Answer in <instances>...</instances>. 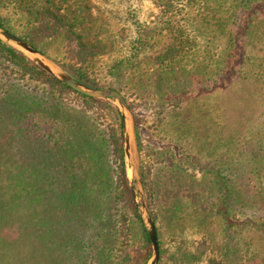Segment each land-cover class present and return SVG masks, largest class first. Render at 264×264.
I'll return each mask as SVG.
<instances>
[{"label": "trees", "instance_id": "16d2710c", "mask_svg": "<svg viewBox=\"0 0 264 264\" xmlns=\"http://www.w3.org/2000/svg\"><path fill=\"white\" fill-rule=\"evenodd\" d=\"M151 1L158 8L157 16L163 23L152 26L134 22L135 35L127 43L128 50L110 66L109 87L119 92L122 79H130L136 68L147 63L157 75L159 95L168 102H181L194 93L198 86V80L196 83L193 78L196 71L190 73L181 64L183 56L195 43V37L187 33V24L182 23L185 17L182 7L191 10L211 1L217 3V11L222 6L225 13L230 10L227 44L218 57L222 67L217 66L216 77L211 78L209 88L230 78L237 66L244 65L247 59L245 43L253 36L257 23H264V0ZM91 6L90 0H0V10H12L21 21L23 31L19 37L46 55H49V45L58 40L66 59L60 66L79 81L100 88L88 78L85 69L96 56L122 51L118 39L123 29L111 26L107 17H103L104 12L93 13ZM8 20V16L0 13V27L15 34ZM218 21L221 28L226 19ZM0 59L6 67L44 84L41 90L22 80L15 82L9 77L4 80V74L0 73V264H35L34 250L39 245L50 247L54 228L62 241L53 258L55 264H114L110 247L113 234L110 232L117 238L121 228L109 227L110 216L102 214L108 211L107 203L111 202L110 191L115 181L107 182L109 166L102 150L107 138L96 131L88 114V110L100 105L111 106L117 115V126L108 133L118 164V183L114 187L125 194L138 220L145 262L150 243L125 177L119 111L104 100L73 90L2 41ZM64 90L80 97L88 109L69 105L65 98L56 96ZM257 120L259 126H251L248 134L231 137L224 143L230 155L222 164L210 169V176L200 181L192 180L188 190L193 201L201 207L204 221L213 212L226 224L224 244L206 264H264V255L251 249L249 236L245 235V240L235 234L246 229L264 236V192L251 194L246 182L249 174L264 170V109L253 112L248 118L249 122ZM39 123L45 127H39ZM51 136L56 138L55 145L48 148L46 142ZM203 142L208 149L217 148L212 142ZM138 146L140 150V142ZM98 149L100 152H95ZM97 173L99 181L95 178ZM140 176L159 238L153 201L158 208L173 206V201L181 198L178 191L185 184V177L176 164L168 172L163 166H156L150 172L142 163ZM55 184L62 185L68 203V208L63 209L68 217L63 220L65 228L62 230L52 222L47 208ZM81 204L85 207L82 212ZM81 216L85 227L79 230V222H83L78 221ZM97 228L101 232L95 240L98 244L90 250L92 232ZM170 255L171 264L192 261L188 252ZM127 256L122 255L116 264H128ZM42 264H45L44 259Z\"/></svg>", "mask_w": 264, "mask_h": 264}, {"label": "rangeland", "instance_id": "374dc122", "mask_svg": "<svg viewBox=\"0 0 264 264\" xmlns=\"http://www.w3.org/2000/svg\"><path fill=\"white\" fill-rule=\"evenodd\" d=\"M90 5L93 6H91L93 13H97V10L104 12L103 17H107L111 26L123 29L122 36L118 39L122 51L96 56L85 69L88 78L93 80L100 89L110 88L109 83L112 80L110 66L115 59L120 58L128 50L127 43L135 35L134 22L137 20L139 24L161 26L163 21L158 18L159 10L151 0H90ZM223 8L224 6L217 11V3L211 1L191 10L182 7V13L185 14L182 23L187 24V33L195 37L193 48L183 56L181 61L182 66L190 73L196 71L193 78L196 79V83L198 80V86L193 94H189L181 102H168L167 98L159 95L157 75L152 66L147 63L136 68L130 79L125 77L120 82V93L132 112L139 175L141 163L150 172L156 166H163L168 172L176 164L180 173L187 179V181L183 179L185 184L181 185L178 191L181 193V198L173 201V206L168 204L158 208L154 204L156 201H153V210L157 212L156 226L160 233L158 240L162 250L160 254L162 259L158 261V264H171L170 254L174 252L191 253L190 264H206L208 258L218 254L227 237L226 229H224L226 224L213 212L204 221L205 215L201 207L193 201L188 190L191 189L192 180L200 181L205 176H210V169L215 165L219 166V163L222 164L226 156L230 155V152H226L224 144L227 140L231 137L240 138L241 134H248L251 126H259V120L254 123V121L249 122L248 118H251L253 112L264 109L263 22L257 23L253 36H249L245 43L247 59L244 65L237 66L230 78L222 79L214 88L208 86L211 78L216 77L214 72L218 71L217 66L222 67L218 57L227 44L230 10L225 13ZM0 13L9 17L8 21L15 28V35H20L23 27L21 21L17 20V15L9 9H1ZM219 19H226L221 28ZM47 53L49 54L47 56L59 66L66 62L62 45L58 40L49 45ZM0 73L4 74V80L9 77L15 82L22 80V83L36 86L38 89L44 88V84L40 81L6 67L1 61ZM56 94L57 97L65 98L68 104L87 108L80 97L68 90ZM106 102L116 108L113 103ZM88 114L96 131L103 133L107 138L102 148L106 154V164L109 166L107 182L115 181L114 186H117L118 164L113 147L108 141L110 137L108 133L117 126L116 112L111 106L100 105L88 110ZM38 126L45 127V124L39 123ZM55 140L56 138L51 136L46 142L47 147H53ZM203 140L216 144L217 148L208 149L203 144ZM37 142L41 144V141ZM138 142H140V150ZM249 176L250 179L246 182L249 183L250 193L257 191L263 193L264 170L255 171ZM95 178L99 181L100 175L97 173ZM61 186V184H55L52 187V195L50 199L48 198L47 204L50 218L54 224H58L60 230L65 228L63 220L68 217V214L63 211L68 208V203L65 190ZM114 186L110 191L111 202L107 203L108 211L102 214L105 217L110 216L109 227L121 228L117 238L116 235L113 236V232H110L111 235L113 234L110 238L113 263L116 264L122 255L127 254L128 264H146L151 248L149 256L143 262L145 248L140 236V225L127 197L120 192V188ZM143 191L147 202L144 187ZM210 202L212 203L211 200ZM80 210L81 212L85 210L83 204ZM234 217L238 218V214ZM79 220L83 221L79 222L80 230L85 227V223L82 216L78 217ZM238 231L240 233L235 234L245 240V235L249 236L248 242L256 254L264 255V236L259 232L246 229ZM75 232H78L77 227ZM92 233L94 235L91 237L90 250L98 244L95 240L101 232L97 228ZM53 234L55 236L51 235L49 239L51 248L49 245L47 247L39 245L34 250L35 264H42L43 259L45 264L56 263V259L53 258L60 249L62 241L58 238L55 228ZM198 247L201 249L197 250Z\"/></svg>", "mask_w": 264, "mask_h": 264}, {"label": "water", "instance_id": "95a60500", "mask_svg": "<svg viewBox=\"0 0 264 264\" xmlns=\"http://www.w3.org/2000/svg\"><path fill=\"white\" fill-rule=\"evenodd\" d=\"M0 41L22 53L52 77L68 85L73 90L95 99L109 101L116 106L122 122L121 140L125 177L127 179L131 197L148 235L151 248L150 256L146 264H158L160 258L159 240L155 223L145 200L143 186L138 171L135 127L132 112L123 95L113 88H95L79 81L50 59L45 53L34 48L23 38L13 34L3 27H0Z\"/></svg>", "mask_w": 264, "mask_h": 264}]
</instances>
